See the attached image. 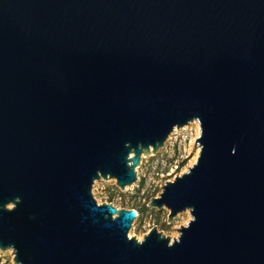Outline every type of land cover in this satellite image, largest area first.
Returning a JSON list of instances; mask_svg holds the SVG:
<instances>
[{"label": "water", "instance_id": "water-1", "mask_svg": "<svg viewBox=\"0 0 264 264\" xmlns=\"http://www.w3.org/2000/svg\"><path fill=\"white\" fill-rule=\"evenodd\" d=\"M198 120L201 150L129 236L144 156ZM0 249L17 264H264V0H0Z\"/></svg>", "mask_w": 264, "mask_h": 264}, {"label": "rangeland", "instance_id": "rangeland-1", "mask_svg": "<svg viewBox=\"0 0 264 264\" xmlns=\"http://www.w3.org/2000/svg\"><path fill=\"white\" fill-rule=\"evenodd\" d=\"M200 133L194 121L177 128L157 153L143 157L137 167V181L126 189H121L114 178L95 181L92 192L98 203H113L117 207L135 208L139 212L129 231L130 237L142 240L146 233L157 227L173 241L180 235L176 228L188 225L192 219L189 210L168 221L170 210L167 207L158 208L149 203L151 198L161 194L167 181L187 172L197 161L201 148L196 145V139ZM0 264H17L11 249H0Z\"/></svg>", "mask_w": 264, "mask_h": 264}, {"label": "bare ground", "instance_id": "bare-ground-1", "mask_svg": "<svg viewBox=\"0 0 264 264\" xmlns=\"http://www.w3.org/2000/svg\"><path fill=\"white\" fill-rule=\"evenodd\" d=\"M194 122L197 123L198 128H199V132H200V130H201L200 123L198 122V120H194ZM176 129H177V128H176ZM176 129H175V130H176Z\"/></svg>", "mask_w": 264, "mask_h": 264}, {"label": "built area", "instance_id": "built-area-1", "mask_svg": "<svg viewBox=\"0 0 264 264\" xmlns=\"http://www.w3.org/2000/svg\"><path fill=\"white\" fill-rule=\"evenodd\" d=\"M137 212H138V211H137ZM138 217H139V212H138L137 218H138ZM137 218H136V219H137Z\"/></svg>", "mask_w": 264, "mask_h": 264}]
</instances>
